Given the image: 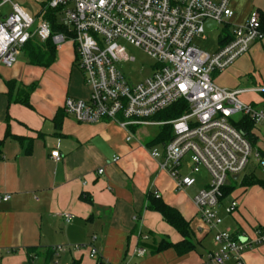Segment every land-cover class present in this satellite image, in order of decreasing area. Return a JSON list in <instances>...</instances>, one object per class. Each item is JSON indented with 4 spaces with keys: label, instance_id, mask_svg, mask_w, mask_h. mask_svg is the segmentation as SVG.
Segmentation results:
<instances>
[{
    "label": "crops",
    "instance_id": "1",
    "mask_svg": "<svg viewBox=\"0 0 264 264\" xmlns=\"http://www.w3.org/2000/svg\"><path fill=\"white\" fill-rule=\"evenodd\" d=\"M34 1L32 6L14 0L25 13L32 6L34 19L43 20L48 0ZM230 9L234 16L228 33L254 11L264 16V0H231ZM7 12L8 6L2 16ZM212 81L228 92L245 91L238 101L264 113V92L253 91L264 89V39L227 70L214 74ZM9 82L15 83L10 100ZM31 86L30 108L13 101L19 88ZM88 95L74 65L73 46L66 43L55 47L48 67L31 66L20 55L9 68L0 63V264H97L88 257L90 247L108 264H205L216 250L214 232L202 224L192 199L206 184L198 188L196 181L192 188L179 190L159 169L149 156L153 148L167 143L151 145L158 126L146 143L138 137L139 128L131 130L134 136L127 142L125 131L108 121L78 124L64 116L56 129L53 119L64 101ZM6 131L24 142L5 139ZM251 135L253 153L264 159V120L253 125ZM53 150L60 161L50 158ZM115 157L119 160L112 163ZM227 182L217 210L219 229L239 240L252 239L255 230L264 229V174L253 159L242 177ZM5 196L10 199L3 201ZM148 196L175 209L189 224V253L178 255L172 247L153 253L152 247L162 240L176 245L182 238L158 213L145 209ZM233 202L236 208L227 214ZM139 242L146 245L145 256L129 258L133 248L142 247ZM57 247L65 250L49 259V251ZM239 264H264V244L245 251Z\"/></svg>",
    "mask_w": 264,
    "mask_h": 264
},
{
    "label": "built area",
    "instance_id": "2",
    "mask_svg": "<svg viewBox=\"0 0 264 264\" xmlns=\"http://www.w3.org/2000/svg\"><path fill=\"white\" fill-rule=\"evenodd\" d=\"M230 2L48 0L45 11L60 12L59 24L66 29L65 34L52 35L46 20L36 24L14 0H0V63L5 67L15 63L31 39L40 43L51 40L56 48L65 42L73 45L74 65L89 90L87 99L67 98L63 103L64 116L76 123L112 122L125 131L126 141L130 142L134 136L131 130L161 127L165 123L154 121L155 115L178 102L186 104V111L168 123L172 138L161 149L153 148L149 156L179 190L192 188L195 177L205 173L208 182L192 199L202 224L214 232L216 250L208 255L205 264H224L227 260L239 264L245 251L264 244V229L255 230L254 237L244 242L220 230L217 213L226 182L239 176L250 158L264 174V159L253 153L247 140L231 126V117L240 114L257 124L264 120V113L238 101L237 96L245 91L228 92L212 81L214 74L227 70L264 39L259 14L252 12L243 24L232 28L228 42L218 45L211 54L192 45L194 39L204 40L205 34L230 24L234 16ZM6 6L9 12L2 16ZM207 21L213 22L215 28L205 32ZM118 41L142 50L154 61L152 73L144 81L133 85L117 70L118 64L134 61L126 57ZM253 91L263 93L264 89ZM50 158L58 162L61 156L53 150ZM118 160L115 157L112 163ZM183 169L188 174L182 175ZM101 173L102 170L97 171ZM9 199L5 196L3 201ZM235 208L233 202L226 213L231 214ZM64 250L57 247L53 255L57 258ZM87 252L97 264H108L94 248ZM145 254L146 249L137 246L129 258H142Z\"/></svg>",
    "mask_w": 264,
    "mask_h": 264
},
{
    "label": "trees",
    "instance_id": "3",
    "mask_svg": "<svg viewBox=\"0 0 264 264\" xmlns=\"http://www.w3.org/2000/svg\"><path fill=\"white\" fill-rule=\"evenodd\" d=\"M56 14L57 11H46L43 20H46L49 23L52 35L65 34L66 29L60 26V24L56 20ZM260 22L261 30L264 33V16L262 15L260 17ZM222 32H224L225 34L218 39V45L225 44L231 38L230 34L228 33V26L223 27ZM21 53L23 54L29 65L48 67L53 62L55 46L52 44L51 40H48L45 43H40L36 39H31L22 47ZM14 85V82L7 83V88L9 90V100L11 99V90L13 89ZM33 88V86L28 88H19L13 101L21 106L30 108L29 96ZM185 111L186 104L184 102H178L152 118L154 121L165 123V125L159 128L160 131L157 137L151 143L152 146L157 145L158 143H166L172 138V129L168 123L179 118ZM63 117L64 114L62 110L55 115L53 123L56 129L60 128ZM230 124L247 140L251 148H253V138L251 135V131L254 123L247 116H241L236 121L231 120ZM4 137L5 139L11 138L19 143L24 142V140L21 138L11 136L8 131L5 132ZM2 145L3 140H0V153ZM27 153H29L28 149ZM260 184L264 185V183ZM227 189V187L223 188L222 195L226 192ZM145 209L150 212L158 213L163 221L171 226L182 238V241L176 245H171L164 240H162L159 245L156 244V246L154 243H152L153 246H155L152 247L153 253L157 252L161 248L166 247H172L178 255H184L191 251L192 245L190 243L189 224L185 220H183V218L175 209L166 206L160 200L155 199L152 196L147 197V204ZM139 245L144 248L146 246L144 245V243L140 244V242ZM52 256L53 253L49 251V259H51Z\"/></svg>",
    "mask_w": 264,
    "mask_h": 264
},
{
    "label": "rangeland",
    "instance_id": "4",
    "mask_svg": "<svg viewBox=\"0 0 264 264\" xmlns=\"http://www.w3.org/2000/svg\"><path fill=\"white\" fill-rule=\"evenodd\" d=\"M27 2H29L30 5L33 6V3L35 1L34 0H27ZM32 6H30V8H28V9H25V11L27 12L26 13L27 15H29L31 18L34 19ZM59 16H60V12L57 11L56 20L58 21V23H59ZM38 22L39 21L36 20V24ZM222 30H223L222 26H219L213 32L205 34L204 40L203 39H194L192 42V45L194 47H196L197 49L205 52V53L211 54L217 46L218 37L219 36L221 37L223 35ZM65 43H66V45H69L71 47L73 46L70 42H65ZM118 44L121 45L122 47H124L126 57L134 60L133 62L120 63L116 66L117 70L123 75V77L126 80L130 81V83L133 85L136 83H139L141 81H144L147 77H149L152 73L154 61L151 58H149L142 50H140V49L124 42V41H118ZM18 55H20L22 58H24L22 56L21 52H19ZM76 69L78 72H80L78 70V68H76ZM80 74L82 75L81 72H80ZM240 116H241L240 114H235L231 117V120L236 121L240 118ZM157 132H158L157 126L139 127L138 137L143 143H146L147 141L154 138L155 135L157 134ZM252 161H253V158H250L249 162H252ZM240 177H242V173L240 174ZM195 178L197 181V187L198 188H201V186L207 184V182H208L207 178L201 179L200 175L196 176Z\"/></svg>",
    "mask_w": 264,
    "mask_h": 264
},
{
    "label": "water",
    "instance_id": "5",
    "mask_svg": "<svg viewBox=\"0 0 264 264\" xmlns=\"http://www.w3.org/2000/svg\"><path fill=\"white\" fill-rule=\"evenodd\" d=\"M212 28H215V24H214L213 22L207 21V22L204 23V31H205V32L210 31ZM201 175L204 176L205 173L202 172ZM238 177H239L238 175L233 176V177H232V180H237ZM227 184H228V182H226V185H227ZM240 242H244V240H240Z\"/></svg>",
    "mask_w": 264,
    "mask_h": 264
}]
</instances>
